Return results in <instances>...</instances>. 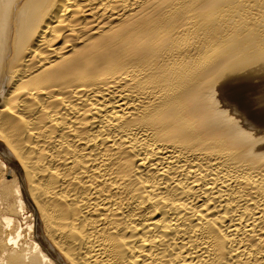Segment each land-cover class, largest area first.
Masks as SVG:
<instances>
[{
  "label": "bare ground",
  "instance_id": "bare-ground-1",
  "mask_svg": "<svg viewBox=\"0 0 264 264\" xmlns=\"http://www.w3.org/2000/svg\"><path fill=\"white\" fill-rule=\"evenodd\" d=\"M0 264H264V0H0Z\"/></svg>",
  "mask_w": 264,
  "mask_h": 264
}]
</instances>
